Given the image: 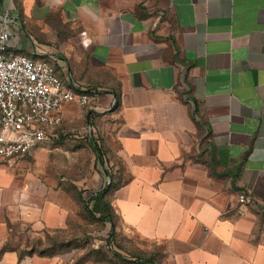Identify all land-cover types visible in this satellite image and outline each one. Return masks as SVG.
Returning a JSON list of instances; mask_svg holds the SVG:
<instances>
[{"label":"crops","instance_id":"1","mask_svg":"<svg viewBox=\"0 0 264 264\" xmlns=\"http://www.w3.org/2000/svg\"><path fill=\"white\" fill-rule=\"evenodd\" d=\"M0 28L98 94L0 159V264H72L32 242L80 228V194L130 262L264 264V0H0Z\"/></svg>","mask_w":264,"mask_h":264},{"label":"built area","instance_id":"2","mask_svg":"<svg viewBox=\"0 0 264 264\" xmlns=\"http://www.w3.org/2000/svg\"><path fill=\"white\" fill-rule=\"evenodd\" d=\"M10 34L0 28V159L31 153L61 124L67 102L91 105L98 94L73 90L46 58L13 53ZM116 100L113 101V105ZM241 203L249 202L245 193Z\"/></svg>","mask_w":264,"mask_h":264},{"label":"rangeland","instance_id":"3","mask_svg":"<svg viewBox=\"0 0 264 264\" xmlns=\"http://www.w3.org/2000/svg\"><path fill=\"white\" fill-rule=\"evenodd\" d=\"M108 166L110 170L108 172L112 180L116 174L110 163ZM70 179L75 181L76 175L73 174ZM32 243L37 246L38 251L46 250L48 253L63 256L71 261L72 264L89 262L140 264L127 261L117 255L119 254L118 251L122 252L126 257H129L134 252L136 253L138 250H134L132 244L137 246V248L140 247L141 242L139 239L113 232L110 225L97 222L86 212L80 228L68 230L67 232H47L43 237L34 239Z\"/></svg>","mask_w":264,"mask_h":264},{"label":"trees","instance_id":"4","mask_svg":"<svg viewBox=\"0 0 264 264\" xmlns=\"http://www.w3.org/2000/svg\"><path fill=\"white\" fill-rule=\"evenodd\" d=\"M107 189L103 190L99 195H97L95 198L98 200V201H102L106 195H107ZM78 197L81 199V201L83 202V206H84V211L87 212L92 218L95 219V216H96V212L97 210L95 209V207H90L89 204L87 203V201L84 199L83 195L80 194V196L78 195ZM101 220L102 218H108L110 219L111 221H113V210L111 208V206L109 208H107L106 210H104L102 213H101V216H100ZM40 254H43V255H55L53 253H48L46 250H42V251H39ZM119 257H122L120 254H117ZM138 258H144V257H141L140 255H138ZM125 259V258H124ZM156 257H151L150 260L152 261H155ZM127 260V259H126ZM129 261V260H127ZM151 263V262H149Z\"/></svg>","mask_w":264,"mask_h":264}]
</instances>
